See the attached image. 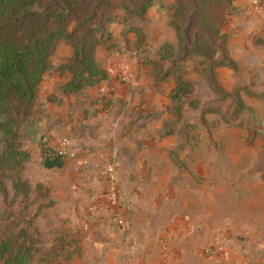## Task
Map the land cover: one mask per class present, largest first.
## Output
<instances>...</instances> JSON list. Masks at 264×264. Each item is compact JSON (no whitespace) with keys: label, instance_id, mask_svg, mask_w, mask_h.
Here are the masks:
<instances>
[{"label":"crops","instance_id":"1","mask_svg":"<svg viewBox=\"0 0 264 264\" xmlns=\"http://www.w3.org/2000/svg\"><path fill=\"white\" fill-rule=\"evenodd\" d=\"M170 2L160 0V32L156 38L160 45L176 40L168 23ZM230 6L226 22L219 27L226 56L243 68L263 67L264 5L258 12L250 10L248 0H231ZM154 8L150 4L144 16ZM109 31L112 41H119L125 48L122 54L111 52L102 61L100 49H95V58L106 70L104 78L66 92L59 87L67 76L50 77L41 80L37 91L49 124L43 146L66 136L65 151H72V159L82 164V171L76 174L96 181L86 205L73 202L62 212L68 236H75L80 247V259L91 260L92 264H174L183 246L193 242L192 233L197 228H263L264 156L224 157L221 164L236 163V173L223 167L217 173L213 157L203 158L200 169L197 163L202 160L190 155L185 156L189 163L182 160L188 169L181 171L171 165L175 171H169L170 160L160 153H168L180 140L173 134L160 137L162 81L138 69L140 60L131 44V31L124 33L115 20L109 23ZM231 71L225 62L214 67L219 79L224 77L222 72ZM249 76L243 75V83L249 82ZM165 80L170 87L171 76ZM253 143L257 153L264 152V141ZM110 164L115 170L119 206L106 195V167ZM197 174L205 178L203 187L193 182ZM185 179L189 182L181 184ZM201 195L206 202L203 208L193 203ZM160 196L166 198L161 204ZM168 197H173L174 203L169 204ZM185 197L190 198L188 205L180 203Z\"/></svg>","mask_w":264,"mask_h":264},{"label":"rangeland","instance_id":"2","mask_svg":"<svg viewBox=\"0 0 264 264\" xmlns=\"http://www.w3.org/2000/svg\"><path fill=\"white\" fill-rule=\"evenodd\" d=\"M152 1L155 8L149 16L130 13L126 22L120 18L115 21L122 25L124 33L129 30L133 34L131 44L140 60L138 69L155 81H162L160 137L173 134L180 144L172 146L168 153L160 154H167L169 171L188 169V164L182 160L189 163L185 156L193 155L197 161L206 156L213 157V170L217 173L222 167L236 173V163L223 161L221 164L220 159L264 156V152L257 153V145L253 143L254 140L264 141V66L243 68L226 56L219 27L226 22L224 17L230 13L231 0H207L199 11H192L191 4L201 0H172L167 15L176 40L168 42L164 50L156 40L157 31L160 32V0ZM178 3L183 7L173 14ZM115 9L122 15L119 4ZM175 25L183 29L181 37ZM120 44L119 41H113V44L102 41L96 45L95 49H100V60L106 59L111 52L122 54L125 47ZM71 53L69 41L60 38L48 57L50 67L42 80L62 76L68 79L71 72L62 65L69 61ZM96 61L103 69L102 62ZM220 62H225L232 71L222 72L224 77L219 79L214 67ZM246 74H250L249 82L243 83ZM167 76L172 78L170 87V82L165 80ZM42 102L36 95L17 118L10 145L12 149L23 151L24 158L18 162L0 158V264H14L9 255L18 248L24 249L29 256L26 262L18 264H92L91 260L80 259V247L75 236H68L66 217L62 212L73 202L86 205L90 187L96 181L82 179L76 174L82 171V164L72 159V151H65L66 144L59 150L60 142L67 140L66 136H60L63 138L52 145L43 146L49 124ZM2 147L3 143H0V153ZM180 150L181 158L177 159ZM48 151L64 157V164L42 167V158ZM197 164L201 169L204 162ZM197 175L193 182L197 187H203L205 178ZM163 184L160 179V186ZM204 198L198 196L193 203L203 208L206 205ZM167 200L169 204L174 203L173 197ZM189 200L185 197L180 203L188 205ZM165 201L166 198L160 196V204ZM192 234L193 242L183 246L174 264H264V227H205L195 229Z\"/></svg>","mask_w":264,"mask_h":264},{"label":"trees","instance_id":"3","mask_svg":"<svg viewBox=\"0 0 264 264\" xmlns=\"http://www.w3.org/2000/svg\"><path fill=\"white\" fill-rule=\"evenodd\" d=\"M206 1L191 4L192 11H199ZM152 2L0 0V143H3L0 158L13 162L24 158V152L12 149L10 143L18 116L36 98L42 77L50 67L48 57L56 42L66 38L71 45L70 59L62 65L71 74L61 87L63 91H76L82 85L106 76L95 59L94 51L102 41L113 44L109 23L119 18L126 22L130 13L142 16ZM118 4L122 15L115 11ZM182 7L176 4L173 14H177ZM175 29L181 37L183 29L178 25ZM205 44L209 46V43ZM167 46L168 42H164L160 48L164 50ZM28 257L21 248L9 255L14 264L26 262Z\"/></svg>","mask_w":264,"mask_h":264},{"label":"built area","instance_id":"4","mask_svg":"<svg viewBox=\"0 0 264 264\" xmlns=\"http://www.w3.org/2000/svg\"><path fill=\"white\" fill-rule=\"evenodd\" d=\"M249 1V8L252 12H258V10L261 8V6L264 5V0H248ZM65 140H62L60 142V146L58 147L59 150H63L65 148ZM58 150V152H59ZM48 155H54L56 154L55 152H49L47 153ZM58 156V155H57ZM107 170V185H106V195L110 202L115 205L119 206L120 205V199L118 196V189H117V184H116V175H115V170L113 165H107L106 167Z\"/></svg>","mask_w":264,"mask_h":264},{"label":"water","instance_id":"5","mask_svg":"<svg viewBox=\"0 0 264 264\" xmlns=\"http://www.w3.org/2000/svg\"><path fill=\"white\" fill-rule=\"evenodd\" d=\"M62 163L63 158L57 155H46L41 161V165L44 168L60 167Z\"/></svg>","mask_w":264,"mask_h":264}]
</instances>
